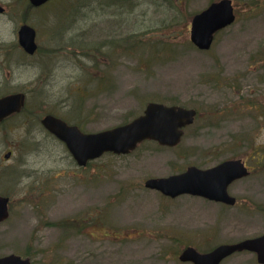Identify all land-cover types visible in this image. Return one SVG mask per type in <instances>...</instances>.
<instances>
[{"label": "rangeland", "instance_id": "1", "mask_svg": "<svg viewBox=\"0 0 264 264\" xmlns=\"http://www.w3.org/2000/svg\"><path fill=\"white\" fill-rule=\"evenodd\" d=\"M232 1L235 22L204 52L190 43L189 28L212 0H181L174 10L169 3L177 0H124L107 13L93 3L84 10L88 17L75 20L68 11L63 21L57 11L75 0L30 9L22 0H0L6 10L0 16V97L27 95L24 110L0 125V195L11 204L0 223V257L31 255L32 264H191L178 259L187 246L208 252L264 232V166L255 169V161H247L251 175L229 189L243 200L241 207L190 196L164 201L143 185L191 165L244 159L253 145L264 153V117L237 110L249 100L264 105V0ZM24 23L36 30L34 56L17 46ZM119 40L123 48L137 45L113 53L103 48L105 57L92 51L95 62L80 56L81 49ZM148 102L198 111L181 143L144 142L129 155L105 154L86 169L40 124L51 112L81 127L82 117L71 114L80 106L89 117L82 132L94 133L132 120ZM228 106L233 110L225 111ZM221 264L257 262L243 251Z\"/></svg>", "mask_w": 264, "mask_h": 264}, {"label": "water", "instance_id": "2", "mask_svg": "<svg viewBox=\"0 0 264 264\" xmlns=\"http://www.w3.org/2000/svg\"><path fill=\"white\" fill-rule=\"evenodd\" d=\"M38 7L48 0H29ZM235 19L230 0L213 3L206 10L194 16L191 21L190 39L201 49H209L214 33L230 25ZM35 30L29 25H22L18 30V42L28 54L36 51ZM22 93L0 98V122L13 113H19L24 106ZM194 110L181 107H167L163 104L150 103L140 117L133 121L96 134H81L76 127H67L64 122L52 116H46L42 124L56 137L62 140L79 166L96 159L104 153L127 154L144 140L157 141L161 145L174 146L182 135V128L193 122ZM9 154L6 155L8 158ZM239 161H227L216 167L200 170L190 167L187 171L166 178L148 179L145 186L175 197L180 194H193L232 204L227 194L228 185L237 177L246 174ZM239 171V172H238ZM242 171V172H241ZM8 197L0 196V222L8 213ZM257 253L259 263L264 264V236L255 240H245L234 245H221L207 254L197 253L187 248L181 255V261L194 264H219L227 256L237 251ZM0 264H30L16 255L0 258Z\"/></svg>", "mask_w": 264, "mask_h": 264}, {"label": "trees", "instance_id": "3", "mask_svg": "<svg viewBox=\"0 0 264 264\" xmlns=\"http://www.w3.org/2000/svg\"><path fill=\"white\" fill-rule=\"evenodd\" d=\"M75 1H78V0H75ZM123 1L124 0H85V3L84 4H82L81 6H78V7L74 8V13H76V14H74L75 19L76 20L77 19H80L79 15H78L80 13L81 14H86L87 17H88V14L87 13H89V12H84V10L87 9V10L90 11L91 9L88 8V7H90L93 3H97L99 6L101 5V8H103V13H107L108 10H111L112 12H114L113 9H115L117 11V9L115 7L120 2L123 3ZM71 3H74V2H71ZM87 3H88V5L83 6V5L87 4ZM112 3H115V4H112ZM169 4L170 5H169L168 8L170 10H174V9H177V5L181 4V0H177V2H175V3L170 2ZM68 11H70V10H67L66 8L61 9V11L58 13L59 14V17L58 16L57 17L61 19L62 13H65V12H68ZM61 20L63 21V19H61ZM68 29H69V26L66 27L64 29V31L66 32V31H68ZM62 35H64V34L62 33ZM132 37H133V35H130L129 37L126 38V40L127 41H131ZM122 41L123 40H119V42L115 41V42H112L111 44H107V43L104 42L101 45V48L94 49V48L87 47L85 49H81L79 53H80V56H83V57H85V56H92V51L94 52V51L97 50V52H100V56L101 57H105V55L101 52V50L103 48H106V51H108L109 53H113V52L116 51V49H120L122 51H125V50L131 49L132 47H135L137 45V44H132L131 42H129L128 43L129 46L123 48L121 46V42ZM96 58L94 56L90 57V59H92L94 62H95V59ZM238 105H243L244 107L242 109H244V108H246V109H254L256 113H260L264 117V112H263L264 105H263L262 101L257 102L256 100H249L247 102H241V103L239 102ZM225 111H229V109L225 108ZM262 156H264V154H262ZM260 158H262V157H260ZM60 225H64V223L63 224H60Z\"/></svg>", "mask_w": 264, "mask_h": 264}, {"label": "flooded vegetation", "instance_id": "4", "mask_svg": "<svg viewBox=\"0 0 264 264\" xmlns=\"http://www.w3.org/2000/svg\"><path fill=\"white\" fill-rule=\"evenodd\" d=\"M22 1H24V2H27L28 3V5L30 6V4H29V0H22ZM28 6V8L30 9V8H33L32 6H30L29 7ZM45 7V6H44ZM37 8H41V7H37ZM5 8L3 7V5H1L0 4V16H2L3 17V14L5 13ZM71 15H73V14H68V15H65V16H70L71 17ZM80 17H86V15H84V14H78ZM115 15H117V14H115ZM63 36V35H62ZM17 46H19V45H17ZM20 47V46H19ZM1 51H2V63H1V69L3 70V41H2V44H1ZM21 48V47H20ZM22 49V48H21ZM23 50V49H22ZM38 50V49H37ZM37 52V51H36ZM35 55V54H34ZM71 110H72V118L74 119V120H81L80 118L82 117V122L83 123H81V127H80V125L79 124H73V125H71V124H69L67 121H65V120H63L62 118H60V117H57L56 115H54V114H51V115H53V116H55V117H57V118H59V119H61L62 121H64L68 126H74V127H77L78 129H79V131H82V129L81 128H83V125H85L86 124V121L88 120V116H85V112H83V110L81 111V108H80V106L77 108V110L76 111H74L75 110V108L74 107H72L71 108ZM75 112V113H74ZM41 121V120H40ZM80 127V128H79ZM43 128V127H42ZM44 129V128H43ZM45 130V129H44ZM236 152H234V154H235ZM238 153V152H237ZM10 154V153H9ZM240 157H238V158H226V159H224V160H221V161H219L217 164H215V165H213V166H211V167H215V166H217V165H219V164H221V163H223V162H225V161H239L240 162ZM244 160H245V162H246V165H247V161H248V158H244ZM73 161V160H72ZM91 162H93V161H91ZM90 161L89 162H87V164L84 166V167H82L81 169H86L89 165H90V163H91ZM73 163H75L74 161H73ZM256 164H258V163H256ZM192 166H194V165H191V166H188V167H192ZM187 167V168H188ZM195 167H197V166H195ZM211 167H209V168H211ZM186 168V169H187ZM197 168H200V167H197ZM185 169V170H186ZM200 169H207V168H200ZM249 169L252 171V169L249 167ZM184 170V171H185ZM183 172V171H182ZM180 173V172H179ZM177 174V173H176ZM173 175V174H172ZM147 189V188H146ZM147 190H149V191H151V192H153V193H157V194H159V198L160 199H162V200H164V201H169V202H171V201H174V200H177V199H179L180 197H183V196H190V197H194V198H198V199H201V200H203V202H206V203H211V204H215L216 206H219L220 208L221 207H223V208H225V209H228V208H234V207H241L243 204H242V202H243V200H239L236 196H234V195H232L230 192V194L234 197V199H235V204L232 206H230V205H227V204H224L222 201H215V200H210V199H208V198H205V197H202V196H196V195H191V194H180V195H177V196H175V197H171V196H168V195H164L163 193H161L160 191H157V190H154V189H147ZM250 206H252L253 204L252 203H250L249 204ZM243 207H245V208H247L248 206H243ZM260 208H262V207H260ZM259 209V208H258ZM264 233V232H263ZM262 233V234H263ZM261 234H259V235H257V236H260ZM256 236V237H257ZM249 238H255V237H249ZM245 239H247V238H245ZM243 240V239H242ZM22 258H25V259H27L31 264H32V257H31V255H25L24 257H22Z\"/></svg>", "mask_w": 264, "mask_h": 264}]
</instances>
